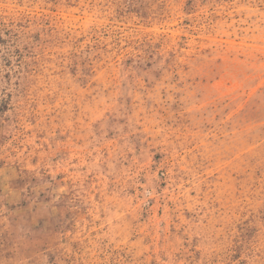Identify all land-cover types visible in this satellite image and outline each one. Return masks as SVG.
I'll return each instance as SVG.
<instances>
[{
    "label": "rangeland",
    "instance_id": "rangeland-1",
    "mask_svg": "<svg viewBox=\"0 0 264 264\" xmlns=\"http://www.w3.org/2000/svg\"><path fill=\"white\" fill-rule=\"evenodd\" d=\"M0 264H264V0H0Z\"/></svg>",
    "mask_w": 264,
    "mask_h": 264
}]
</instances>
